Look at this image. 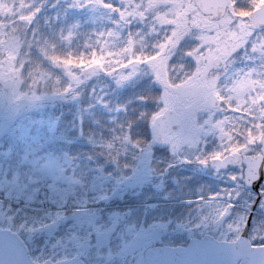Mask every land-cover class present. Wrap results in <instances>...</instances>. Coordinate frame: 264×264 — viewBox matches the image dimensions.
Wrapping results in <instances>:
<instances>
[{"label": "rangeland", "instance_id": "374dc122", "mask_svg": "<svg viewBox=\"0 0 264 264\" xmlns=\"http://www.w3.org/2000/svg\"><path fill=\"white\" fill-rule=\"evenodd\" d=\"M98 1L100 0H93L91 6L87 7L91 13L86 17V23H82L81 28L89 31L88 36L85 32L78 31L79 23L66 21L61 15V12L66 13L65 8H69L67 0L40 2L46 11L48 9L47 31L56 36H52V48L61 45V40L67 43L68 40L74 42V37H77L80 43L83 41L89 47L101 40L107 51H101L97 57L87 58L83 63L66 64L63 71L69 88L62 93L61 91L48 93L44 91L42 83L55 78L57 84L61 85V76L57 74L58 70L61 73V61L55 60L56 62L46 67L45 72H39L38 82L34 83L36 76H29L24 72L25 58L20 50L21 46L28 50L31 44L30 40L28 43L25 42L24 35L28 31L26 18L22 17L23 25H18L22 26L20 30H23L20 32L22 36L20 38L19 33L16 34L17 24L10 17L12 13L24 14L27 8L25 0L12 5H9L10 0H0V15L1 19L5 20L0 19V138H8L11 148L19 147L16 153L7 151L4 157L0 155V191L6 193L4 197L0 195V198L16 201L32 211L44 210V207L52 203L61 204V201L65 204L66 200L63 197L69 200L74 194L78 196L80 193L79 184L83 182H80L78 172L82 165L73 162L67 151H63L64 155L61 154L59 145L62 144L58 143L61 138L52 134L47 139L46 130L56 131L60 128L61 136V101L64 103L71 97L73 105L81 104L82 107L93 105L95 95H92V89L96 86V80L103 78L105 72L100 70V74L97 75L98 69L92 66L100 64L106 68V57L113 58L114 63L117 58L124 59V64H129L132 69V76L144 72L151 79L155 78L159 86L164 87L162 97L164 105L178 107L185 118L179 133L176 135L165 133V142L175 153H181L184 159L194 162L198 169L208 162V155L210 158L214 152L219 154L222 146L231 145L234 147L227 150L246 153V150L248 152L252 150L250 143L255 141L259 144L264 135V30L255 32L240 18L241 15L250 13L251 4H244L243 8L240 7L241 0H234L228 13L221 20L211 21L200 12L194 0H107L109 4L118 1L117 3L123 6V22L126 29L121 31L131 32L124 38L123 35L117 37L115 32H110L109 41L113 40L120 44V48L116 45L112 49L111 44L105 43V38L101 39L99 36V19L104 20L108 12L105 13V8L104 12H101L100 8L96 7ZM75 2L77 3V0H72L71 6H74ZM260 2L256 1V6L258 3L261 4ZM112 22L114 28L115 24L117 26L124 24L119 19H112ZM95 27L98 32L94 35L91 31H95ZM138 33L140 36L141 33L145 34L148 40L153 41V50L148 47L150 53L146 51V47H142L140 36L136 35ZM164 56H167V60L170 58L171 64L176 62L175 68L170 66L167 68L168 74L165 79H158L160 68L165 65L162 63ZM187 63L195 65L193 73L184 81L176 82L178 92L168 91L167 85L173 83L178 72ZM186 69H183L185 73L188 72ZM106 84L111 86L113 83ZM100 86V83H97V87ZM118 88L117 85L114 90ZM213 90L223 100V105L219 109L206 110L204 103ZM102 101L105 102L104 99ZM160 103L163 104L162 101ZM81 105L78 108H81ZM67 106H71V103ZM75 113L68 109L62 115ZM17 123L23 125L25 139H33L28 141L31 149L24 152V157L21 156L23 158L19 156L22 147L18 143L20 142L18 137L14 136V143L11 135L14 124ZM43 139L53 142L55 147L53 151L47 144H43L46 148L41 145ZM234 141L239 142L234 144ZM225 143L227 144L224 145ZM147 153L148 151L143 154V160ZM109 168L111 167H100L95 164L92 166L95 173L92 187H95L97 193L109 191L111 195L121 193L126 197L129 195V188L133 187L130 194L135 195V198L141 200L151 198L158 201L166 200L167 196L173 194L193 193L192 187H188L183 176L185 168L178 169L177 172L170 171L162 177H154L151 171L146 169L144 175L147 179V190L140 188L139 184L138 186L133 184L135 180L131 181L132 177H125V181L124 179L122 181L121 174L117 173L116 177L114 171H110ZM100 169L104 171L99 174ZM112 169L116 170L113 167ZM90 179L88 177L86 181ZM187 181L189 184L194 182V179L190 177ZM119 182L121 188L120 184H117ZM151 182L153 190L148 191ZM176 185L179 187L178 190L173 188ZM193 187H196V183ZM239 188V194L241 192L242 197L247 199L248 196L242 192V186ZM109 194L105 196L106 199L104 196L101 197L107 203L122 199L121 196ZM3 204L0 203L1 227L18 231L28 242L34 256L41 260L79 256L89 264H123L127 258L122 260L121 256L135 255L136 252L139 253L151 245V230L156 226L167 227L169 234L164 238V243H168L177 233H185L186 229L193 235H199L206 231L210 232L211 228L204 222L207 218L201 219V206H193L189 214L181 219L175 218L178 221L174 230L172 226L163 223L167 208L156 209L154 203L150 204V208L131 207L132 213L125 222L119 219L120 212L127 211L121 207L103 212L89 210L86 212L89 214L87 217H84L83 212L73 214L71 211L53 208L50 209L53 211L48 217L30 210L26 212L27 214L21 211L16 214L12 212V216L9 217L4 213ZM186 212L187 210L185 214ZM223 214L224 212L212 214V218L217 222L215 229ZM37 221L38 224H35ZM115 223H118L117 227ZM225 223L223 225L224 228L227 227L225 231L228 233L235 231L234 221L228 219ZM107 230H114L116 234H120L119 243L108 239Z\"/></svg>", "mask_w": 264, "mask_h": 264}, {"label": "trees", "instance_id": "16d2710c", "mask_svg": "<svg viewBox=\"0 0 264 264\" xmlns=\"http://www.w3.org/2000/svg\"><path fill=\"white\" fill-rule=\"evenodd\" d=\"M35 1L39 2V0ZM63 14L66 13L64 12ZM70 15L73 18L74 13L72 10ZM29 33L32 35V41L28 51L23 52L26 64L24 72H27L29 76H36L34 83L38 82L37 76L39 72H45L46 67H49L52 62H56L55 60L61 61V73L59 70L57 72L59 77L61 76V85L57 84V79L55 78L48 79V81L42 83L44 84L45 92L54 93L55 91H61L62 93L66 91V88H69L67 87V80L63 71L66 64L83 63L87 58L97 57L99 50V44L97 45V43L89 47L83 41L80 43V41L76 40L72 41V43H67L61 40V45L52 48L53 40L51 36H54V33L48 34L42 25L34 23L33 27H30ZM36 57L43 59L41 60L43 63H40ZM105 59L107 60L105 63L106 68H103L100 64L92 66L98 69V74H100V70L101 72H105L103 78L96 80V86L92 89V95H95L93 105H91L92 108L90 106H86L87 108L82 107L81 104L73 105L71 98L65 100L64 103L61 101V136L59 134L60 128L56 131L46 130V135L47 139L52 134L61 138L59 140L62 144L60 146L61 154L63 153L64 155L63 151H67L71 155L70 159L73 162H81L82 168L78 176L82 179L88 177L93 179L95 173L92 170V166L95 164L100 167L115 168L117 171L111 168V171H114V176L117 177V173H120L122 176L120 179L123 180L129 171L128 169L122 170V167L125 165L122 158L127 160L126 156H134L135 160H138L139 157L136 153L145 152L150 147V125L155 112L161 107L160 102L162 101L163 90L159 89L157 84L150 83L149 80L143 78L128 83L127 86L119 91L112 90L109 85H104V80L106 73L112 70L116 72V70H114L115 67L108 66V63L111 64V60L108 57ZM44 60L47 62L44 63ZM95 60L97 61V59ZM48 63L49 65L47 66ZM99 82H101V86L97 87V83ZM101 96L106 97V102L100 99ZM70 103L71 106H67ZM80 105L81 108H78ZM55 107L57 108V106ZM68 109L76 113L63 116V112ZM12 133L14 143V136H17L21 142L22 150L18 151L21 157L24 155V152H29L31 149L30 144H27V139H25L23 125L20 126L19 123L14 124ZM8 137L10 138V136ZM16 147L11 148L8 138H0V155L3 157L4 154L8 153L7 151L16 153V150L19 148L18 146ZM57 147L60 148L59 146ZM128 150L130 151L129 154L126 153ZM154 155L157 156L155 153ZM135 162L133 161V164L129 162L128 167L135 168ZM157 167V165H152L150 171L152 172V169L155 171ZM102 171L104 170L100 169L98 173L100 174ZM52 205L55 207L59 206L58 203H52ZM3 207L4 213L9 215V217L12 216V212H15V214L18 211L28 212V210L21 206L8 203H4ZM33 213L36 214V212ZM40 214L48 217L50 213L45 212ZM36 223L38 224V221Z\"/></svg>", "mask_w": 264, "mask_h": 264}, {"label": "water", "instance_id": "95a60500", "mask_svg": "<svg viewBox=\"0 0 264 264\" xmlns=\"http://www.w3.org/2000/svg\"><path fill=\"white\" fill-rule=\"evenodd\" d=\"M205 13L213 12L216 17L223 14L229 0H196ZM253 20L264 25V4L253 14ZM207 107H217L220 100L214 92L209 96ZM181 116L171 109L156 118L152 126L153 140L161 143L162 132L169 125L170 130L181 126ZM247 183L258 186L264 180V141L263 155L246 161ZM150 264H264V247H254L249 243L247 232L234 243L219 242L207 236L194 241L190 248H161L148 253ZM151 256V257H150ZM0 264H82L79 259L35 262L23 239L10 229L0 228Z\"/></svg>", "mask_w": 264, "mask_h": 264}, {"label": "flooded vegetation", "instance_id": "af4514ba", "mask_svg": "<svg viewBox=\"0 0 264 264\" xmlns=\"http://www.w3.org/2000/svg\"><path fill=\"white\" fill-rule=\"evenodd\" d=\"M260 0H258L257 2H259ZM264 2L261 1L260 3L262 4ZM261 4L258 3V6H256V4H254L255 6L253 7V9L251 10V12L249 14H243L240 16V18L244 19V17L246 16V18H248L247 15H251L252 12L257 9ZM207 18H211V16H206ZM246 24L249 27V21L246 19ZM254 31H259V30H263V28H256L254 29ZM239 141H236V143H238ZM227 143H225L224 145H226ZM252 150L248 152V150H246V153H243V158L246 156H256L259 155L262 150H261V142H260V147L258 142H251L250 143ZM247 147V146H246ZM225 148H229L228 146H225ZM235 153H239L240 151L234 150ZM231 153L228 152H224L221 153L220 157L225 158L228 155H230ZM214 158H219L218 156L212 157L208 160V162L206 164H204L203 168H202V177H203V188L201 190V192L199 193V195H201L203 197V206H202V218L203 220H205L207 218V221H204L205 223L207 222L208 224L210 222H212V214H216V213H221L224 212L223 214V219H231V221H234V230L231 233H228L227 231H225L226 229L222 230V227L224 225L220 224L219 225V231L221 234H223L224 238H228L227 240H235L238 238V236L241 234V232H243L248 220L252 217L251 220V225H250V230H249V238L250 240L256 244V243H261V242H257L259 241H263L264 240V223L262 220H259L258 217L263 218L261 216H257L254 215L252 216L249 211H247V216L243 219V220H236L233 216V214H236L237 211L241 210L239 209L238 206V199H239V192L240 188L237 186L238 182L240 180H244V172L246 167L244 166V164L239 163L237 165H228L226 166H221L220 163L216 164L217 169H215L214 167L211 166L210 162L212 159ZM240 184V183H239ZM245 192L248 193L249 196H254L255 197V201L254 203H251V201L249 202L252 205V208L256 207L258 204V199L259 197L262 198V196H264V182L257 188H246ZM226 197H229V200H226V203L224 201V199ZM260 198V199H261ZM261 213V212H260ZM263 214V213H261ZM88 215H86L85 217H87ZM170 224H176L177 222L175 221V219H171L169 221ZM118 223H115V227H117ZM158 227V226H157ZM90 226L88 225L87 229H89ZM154 227L151 230L152 233V242L151 245H149L147 248H145L144 250H142L141 252L137 253L135 255H131V256H121L123 257L122 260H124V258L126 257V261H124L123 264H150L148 260L149 256H143L145 255V252L149 249H153L155 247L158 246H178V245H182V246H187L189 245L190 241L192 240V234L189 232V229L186 230V233L183 235V237L181 238L180 241H175L174 237L170 239L171 242L169 243H164V238L163 236H159L157 235L154 231H155ZM215 231V230H213ZM238 231V232H236ZM106 235L108 237L109 240H113L116 243H119L118 237L120 234H116L114 230H107L106 231ZM122 238V237H121ZM254 239H259L257 241H255ZM122 240V239H121ZM263 244V243H261ZM77 256H65V257H61V259H72V258H76ZM101 257H108V256H101ZM111 256H109L110 258ZM151 257V256H150Z\"/></svg>", "mask_w": 264, "mask_h": 264}]
</instances>
